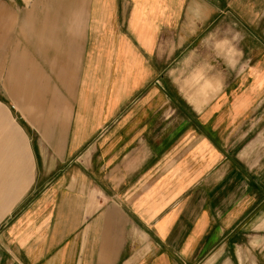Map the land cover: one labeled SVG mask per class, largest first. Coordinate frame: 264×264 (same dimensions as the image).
<instances>
[{
    "label": "crops",
    "instance_id": "obj_1",
    "mask_svg": "<svg viewBox=\"0 0 264 264\" xmlns=\"http://www.w3.org/2000/svg\"><path fill=\"white\" fill-rule=\"evenodd\" d=\"M216 3L0 0V264L261 250L264 40L216 76Z\"/></svg>",
    "mask_w": 264,
    "mask_h": 264
},
{
    "label": "rangeland",
    "instance_id": "obj_2",
    "mask_svg": "<svg viewBox=\"0 0 264 264\" xmlns=\"http://www.w3.org/2000/svg\"><path fill=\"white\" fill-rule=\"evenodd\" d=\"M215 1H218L215 6V73L216 76L220 77L223 73L226 76L230 73V71L226 70V65L228 64L224 62V59L227 58V61L232 59L231 61H233L236 57V52H234L236 47L240 46V44L246 46L256 44V40L248 38V35L259 34L264 40V13L262 17L259 16L260 10L264 8V0H226L229 4L227 7L223 5L222 0ZM194 74H197L198 77L195 78L193 76V82H200L205 78V75L203 76L200 70L195 71ZM230 74L233 75V72ZM196 87L197 85L194 83L192 88ZM222 88L223 85L221 86V90ZM258 129H264V120ZM263 134L259 135V132H256L251 134L249 138L253 139L258 136V139H260L263 137ZM262 235L263 244L261 250H259L260 246L258 244L255 246L251 245V247H257L258 249L251 250L249 245L245 247L249 249L247 251L246 264H264V230Z\"/></svg>",
    "mask_w": 264,
    "mask_h": 264
}]
</instances>
